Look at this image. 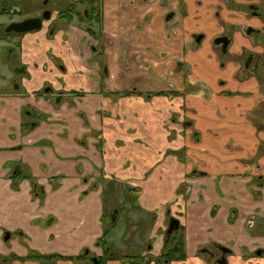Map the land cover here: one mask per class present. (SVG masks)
I'll return each instance as SVG.
<instances>
[{
    "label": "crops",
    "instance_id": "1",
    "mask_svg": "<svg viewBox=\"0 0 264 264\" xmlns=\"http://www.w3.org/2000/svg\"><path fill=\"white\" fill-rule=\"evenodd\" d=\"M178 1L188 13L179 14L168 29L165 14ZM169 3L165 7L161 0H105V31L114 38L111 72L102 82L101 68L91 62L89 37L83 30L72 27L66 37L60 32L51 40L43 33L27 36L21 54L25 72L17 85L0 90V252L26 257L12 264H39L30 251L77 254L84 247L94 249L96 236L103 232L105 183L116 176H133V166L148 174L138 200L142 217L155 214L144 235L152 240L150 253L162 252L166 210L171 204L172 212L182 214L188 254L185 261L172 264H207L199 250L213 244L232 251L228 264H264V252L257 254L264 249V147L259 154L264 127L260 130L252 120L264 98L259 78L264 77V19L248 14L244 7L256 4L264 12V0ZM248 26L256 29L254 33H247ZM193 33H204L201 44L192 43ZM220 34L230 38V47L248 48L254 58L259 57L257 73L251 69L239 77V62L230 60L234 75L228 83L220 79L224 69L213 43ZM163 53L181 59L190 73L174 72L175 64ZM127 61L128 66H122ZM196 80L207 92L188 93L184 99L160 95L116 101L101 87L104 82L107 89L119 91L134 87L180 91L186 81ZM46 84L51 90L43 93ZM58 95L60 102L55 101ZM183 105L187 111L182 114L193 120L185 129L170 119L177 113V119L183 120L178 114ZM208 106L213 113L207 112ZM33 110L36 122L25 125L34 119ZM220 110L229 111L224 113L226 118ZM40 114L44 116L39 118ZM197 169L207 174H196ZM19 177L18 189L13 184ZM52 181L58 184L56 190ZM35 182L45 186L44 200L34 197ZM182 183L186 190L177 196ZM94 184V190L84 196L83 190ZM205 190L201 198L196 193ZM251 215H256L255 222L248 226ZM85 226L98 232H85ZM6 231L14 237L11 244L4 240ZM109 264L130 263L116 259Z\"/></svg>",
    "mask_w": 264,
    "mask_h": 264
},
{
    "label": "flooded vegetation",
    "instance_id": "2",
    "mask_svg": "<svg viewBox=\"0 0 264 264\" xmlns=\"http://www.w3.org/2000/svg\"><path fill=\"white\" fill-rule=\"evenodd\" d=\"M60 1L62 0H0V47L2 54H4L2 57H0V63L1 62L3 63L5 70L12 72V75L10 76V82L12 86L18 84V79H20V76H22L20 75V73H23L26 70L24 67L25 65L21 61V54H22L24 42L27 39L28 35L35 36L38 33H43V37L45 39L51 40L52 38H55L60 32L63 33L64 37H66L67 31L72 29V27L83 30L86 33V36L89 37V39L87 40V45H88V50L90 51L91 62L95 61L100 66L101 74H102L101 82L102 79H105L110 75L111 68L109 63V57L113 53V51L110 50V47H112L113 45L114 35L107 34V32L105 31V24H104L105 0H72L69 4L66 5V7H62ZM161 1H162V5L165 7L170 4L169 3L170 0H161ZM244 7L247 9L248 14H254L255 16L260 17L261 19L262 18L264 19V12L260 11L259 7L256 4H247V6ZM182 13L187 14L188 10H186V5H184V3H182L181 1H178L175 7H171V6L168 7V10L165 14V21L168 29L173 26L174 19L176 20L179 14L181 15ZM28 20H32V25H39V28L27 32L16 30L17 24L23 23ZM254 30L256 29L253 28L252 26L247 27L248 34L252 33ZM203 34L204 33H198L196 35V33H193L192 43L201 44ZM221 37H226L228 39V45L225 48L222 43H216V40ZM213 43H214V47L221 49V51L225 53L228 51V48L230 47V38L224 34L216 35V37H214L213 39ZM164 54L165 56L170 58L169 59L170 63L175 64L174 72H181V70H184L183 72L190 73L189 66L184 64L181 59H174L176 57L171 53H163L162 56H164ZM147 59L149 58H146V60ZM58 65L62 67L60 62H58ZM259 65H260L259 57L258 59L256 56L254 58V55L249 53L245 60V64H244L245 69H247L250 73L252 72V70H255V73H257ZM122 66H128V61L124 62ZM242 75L244 74L241 73V77H244ZM112 77L114 79V75H111V78ZM2 78L4 81H6L4 79L5 75H2ZM259 78L260 80L263 81L262 94L264 95V77L260 75ZM6 82L10 84L8 81ZM114 83L116 86L117 85L116 78L114 79V82H112V84L114 85ZM185 84H186L185 88L180 91L172 90V91H157V92L150 90L143 91L138 87H134L132 89L123 90V91H119L118 89H110V88L107 89L104 82L102 83L101 87L102 89H104L102 90L103 94L112 97L114 100L119 99L121 97H129L124 95H118V96L116 95V94H121L124 91L136 92L134 95H130V96H141L145 100L150 99L153 96H160V95L180 96L182 99H184L188 95V93L191 94L197 93L201 90H204L205 93L207 92L206 88H203V86L200 83H198V85L196 86V83L187 84L186 81ZM4 86L6 88L9 85L6 84ZM50 90H51V86L49 84H46L42 88L43 93L50 92ZM61 99H62L61 95L55 97L56 102H60ZM185 111H187V107L183 105L181 106L180 112H178V114L184 117L183 120H179V116L177 119L176 117L177 113L172 114V116H174L173 119L170 118L171 120H175L177 125L183 129L187 128L190 124L193 123V120L191 118H189L186 114H182L185 113ZM38 113L39 112L37 111L36 114ZM30 114H31L30 116L33 117L32 115H35L34 110L30 111ZM43 116L44 115L40 114L38 117L41 118ZM253 116H255L258 120H256ZM33 118H34L33 120H27L25 122V125L31 126L32 124H34L36 122L35 120L36 117L34 116ZM252 119L255 122H258V127L260 128V130L264 127V123H262L264 122V98L261 99L256 109L252 113ZM259 120L262 122H259ZM261 147L262 148L264 147V141H262L260 148ZM202 172L207 174L205 170L202 169L196 170V174H202ZM132 173L133 176L136 175L135 172ZM120 177L121 176L119 177L116 176L114 178H116V181L118 182H123L120 181ZM21 179L22 178L19 177L18 180L14 182L13 186L15 188L19 189L18 182H20ZM51 180L52 179H50L49 182H51ZM261 180L262 183H264V177H261ZM97 183L100 184V182ZM129 184H130L129 189H127L128 198L133 203L128 204L127 207H129V209H132V211L128 213V218L124 220L129 223L130 227L128 228H130V232L133 234L131 240L128 241L126 244L129 251L127 250V252L122 253L118 249L119 248L118 245H115L114 243H110L107 240L109 233L118 225L121 208L118 205H116L112 210L105 209L101 217L102 225H103V233L95 241L94 249L90 247H84L79 251L80 253L77 256L64 257L62 255L57 254V252L48 253L50 255H39V256H43L44 263L59 264L60 261L69 260L74 262L75 264H79L78 260L83 259L85 261V264H109L113 260L122 259L125 262H129L130 264H153V263L162 264L158 262L157 257H159L162 254L164 250L165 242H167L166 241L167 238L171 237L173 233L179 228L183 230L185 236L184 225L181 223V219H180V216L182 214L180 211L172 212L171 204L167 205V210H166L167 223H166V228L163 231L164 244H163L162 252L159 255H154L150 253L152 251L153 243L152 240H148L146 236L144 237V235L146 233V226L148 224L147 222L154 221L155 214L149 213L147 217H142V215L144 214L143 207H141L139 203L138 205H136L135 202L136 201L139 202L138 199L141 196L142 192L144 191L143 184H138V181L136 179H134V181ZM50 185L52 186V188L54 187L53 190H56L58 188V184L56 181H52ZM95 187H96L95 184L89 186V188L83 190L82 194L84 196L86 194H89V192L94 190ZM184 187H186V184L182 183L177 188V193H176L177 196L185 192L186 188ZM32 193L34 197H38L40 198V200H44L46 197V188L44 185L35 182V184L32 185ZM201 194H200V198H201ZM205 198L206 197L203 198V202H205ZM133 207H134V212H133ZM213 209H214V205H213ZM255 218L256 215H251V217L248 219L247 222L248 226H252L254 224ZM172 220L179 221L178 227L174 228L172 232H169L168 230L170 228V224ZM106 228H109L108 232L106 231ZM18 235L23 236V234L21 235V232H19ZM10 238H12L11 233L9 231H6L4 235V240L6 241V239H10ZM19 239H23V237H20ZM104 240L106 241V243H103ZM139 244L142 246L140 250H139ZM96 248L100 250V253H98L95 250ZM136 248L138 252L135 251ZM143 250L146 251L147 253L146 255L141 254ZM231 252L232 251L229 249V247L222 245H215V244H213L212 246L207 245L206 247H203L199 250V254L205 256V259L207 260V264H228V255H230ZM261 252H264V249H258L257 254L260 255ZM185 253H186V258L184 260H174L170 264H172L175 261H179V262L185 261L188 257L186 247H185ZM6 256H12L13 261L18 259L23 260L22 257L16 254L5 255L0 253V264H10ZM138 256H143V259L138 260L137 259ZM32 257H36V253H33ZM57 257H59L60 259H57Z\"/></svg>",
    "mask_w": 264,
    "mask_h": 264
},
{
    "label": "rangeland",
    "instance_id": "3",
    "mask_svg": "<svg viewBox=\"0 0 264 264\" xmlns=\"http://www.w3.org/2000/svg\"><path fill=\"white\" fill-rule=\"evenodd\" d=\"M72 0H62L60 1V4L62 5V7H66L67 4H69ZM220 18H223V16L221 15ZM203 27V26H202ZM210 30V27H208ZM215 50L217 52L218 55V60H219V64L222 66V64H224L222 67L224 69L223 71V75L224 77H221L220 79L223 81H226L227 83L229 82V78L232 77L234 75V70L232 71L229 67H228V62L230 60H234V61H238L239 62V66L241 68V72L242 76H247L248 74H250V72L245 69L244 64H245V60L248 56V48H243V49H238V46L235 44L232 47L228 48L227 52H223L221 51V49L216 48ZM242 50V51H241ZM241 51V52H240ZM235 54V56H234ZM4 54H2L1 52V47H0V57H2ZM235 63V62H234ZM2 75H5V80L8 81L10 84H8L6 81L3 80ZM12 75L11 71L5 70V67L3 66V63H0V90L4 91L5 86L4 85H10L8 86V88L12 87V84L10 82V76ZM241 77V74L240 76ZM198 85V80H196V86ZM218 86H221L220 84H218ZM4 87V88H3ZM208 110V111H207ZM204 111L205 112H212V109L208 106V109ZM220 113L222 114V116L224 118H226V116L224 115V113L229 114L228 110H220ZM256 120H258L255 116H253ZM172 119L174 118V116L171 117ZM253 120V119H252ZM253 122H255L253 120ZM213 125H215L216 127H219L220 125L216 122L213 121L212 123ZM197 152V151H196ZM262 152V147L259 150V154ZM125 169H128L127 166H125ZM124 170L120 169V172L123 173ZM132 172H135L136 175L135 176H131L129 178H120V181L123 182H118L116 181V178L114 179H109V181L107 183H105V190H104V199H106V210H112L116 205H118L121 208V213L119 216V220H118V225L109 233L107 240L110 243H114L115 245L119 246V250L122 253L127 252V250L129 251L128 247H127V242L131 240V238L133 237V234L130 232V225L128 222L124 221L125 219L128 218V213H130L132 211V209H129L128 204H131L133 202L130 201V199L128 198V191L127 189H129L130 184L127 183V179H136L138 181V184H143L146 179H147V173L145 171H141L140 169L136 168L133 166ZM201 178H205L203 176H201ZM205 183V182H202ZM201 183V184H202ZM136 184V185H138ZM144 188V186H143ZM186 188V187H184ZM127 191V192H126ZM179 192V190H178ZM177 193V190H176ZM198 194V196H200V194H204L206 195V190L205 191H197L196 192ZM42 197V196H41ZM138 201L135 202L136 205H138ZM72 206L74 207L75 211L77 209V204L75 202H72ZM82 207H83V203H82ZM213 209V204L208 207V211L211 213ZM133 212H134V207H133ZM81 213V212H80ZM118 215V214H117ZM116 215V216H117ZM102 222V220H101ZM128 228V229H127ZM83 231H87L86 226L85 229ZM87 232H92V233H97L98 230L94 229V231H87ZM103 233V232H102ZM102 233L96 237H100L102 235ZM14 237L10 238V239H6V241L10 243L11 240H13ZM72 243L75 244V239H71ZM133 246V245H131ZM72 247V246H71ZM142 246L139 244V250ZM70 248V247H69ZM63 249H68V248H63ZM12 252H16V251H12ZM2 254H4L5 252H0ZM33 253H36L35 251H30L29 254L32 257ZM80 252H78L77 254H68V253H64L61 251H57V254L62 255L64 257L66 256H77ZM38 254V253H36ZM38 255H50V254H46V253H39ZM20 257H22L21 255H18ZM9 263L12 264L13 263V257L12 256H6ZM24 260H26V257H22ZM37 259H34L36 261L39 262V264H45L44 263V258L43 256H38V257H34ZM57 259H60L59 257H57ZM119 260V259H118ZM79 264H85V261L83 259L78 260Z\"/></svg>",
    "mask_w": 264,
    "mask_h": 264
},
{
    "label": "trees",
    "instance_id": "4",
    "mask_svg": "<svg viewBox=\"0 0 264 264\" xmlns=\"http://www.w3.org/2000/svg\"><path fill=\"white\" fill-rule=\"evenodd\" d=\"M135 93L136 92L133 91H124L121 94H116V95L130 96V95H134ZM106 231L108 232L109 228H106ZM166 241L167 242H165L164 250L162 254L159 257H157L158 262L162 264H170L174 260H184L186 258L185 236L181 228L176 230L171 237L167 238ZM103 243H106V241L104 240ZM38 256L39 255L36 254V257ZM137 259L138 260L143 259V256H138Z\"/></svg>",
    "mask_w": 264,
    "mask_h": 264
},
{
    "label": "water",
    "instance_id": "5",
    "mask_svg": "<svg viewBox=\"0 0 264 264\" xmlns=\"http://www.w3.org/2000/svg\"><path fill=\"white\" fill-rule=\"evenodd\" d=\"M39 28V25H32V20L25 21L23 23L17 24L16 30L27 32L33 29ZM216 43H222L224 48L228 45V39L226 37H221L216 40ZM178 220H172L169 228V232H172L174 228L178 227Z\"/></svg>",
    "mask_w": 264,
    "mask_h": 264
}]
</instances>
